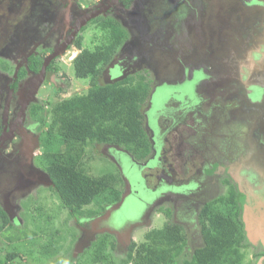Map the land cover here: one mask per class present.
<instances>
[{
	"label": "flooded vegetation",
	"instance_id": "1",
	"mask_svg": "<svg viewBox=\"0 0 264 264\" xmlns=\"http://www.w3.org/2000/svg\"><path fill=\"white\" fill-rule=\"evenodd\" d=\"M89 35L118 40L101 82L122 73L149 80L148 146L139 158L99 144L124 189L101 214L83 217L78 242L107 233L127 251L134 231L152 226L157 206L164 221L182 226L192 251L202 244V212L223 194L234 191L239 203L264 195V0H0V237L29 225L22 199L32 200L28 213L42 212L34 203L52 186L45 162L54 146L43 113L67 86L77 43ZM42 87L48 98H40ZM119 165L132 177L131 192L104 222L98 218L127 192Z\"/></svg>",
	"mask_w": 264,
	"mask_h": 264
},
{
	"label": "trees",
	"instance_id": "2",
	"mask_svg": "<svg viewBox=\"0 0 264 264\" xmlns=\"http://www.w3.org/2000/svg\"><path fill=\"white\" fill-rule=\"evenodd\" d=\"M111 39L109 43L100 41L92 48L82 47L78 41L80 52L72 60V71L79 79L88 78L89 86L84 93L48 103L49 109L43 113L44 117L50 116V129L64 145L62 152L52 153L46 160L52 182L50 189L75 220L91 216L93 212L84 207L97 198L101 197L106 205L117 201L120 195L117 183L123 184L119 174L89 173L85 167L86 147L112 143L139 158L147 153L142 107L150 83L143 75L113 83L101 82V68L110 60L118 43L114 36ZM218 203L225 210L210 206L201 214V246L188 250L187 234L182 226L168 221L160 227L147 228L140 240L131 241L120 264H241L240 251L246 244L241 205L234 191L223 195ZM46 246L49 248L51 244ZM110 247L117 248L115 243H110ZM8 257L17 258L13 253Z\"/></svg>",
	"mask_w": 264,
	"mask_h": 264
},
{
	"label": "rangeland",
	"instance_id": "3",
	"mask_svg": "<svg viewBox=\"0 0 264 264\" xmlns=\"http://www.w3.org/2000/svg\"><path fill=\"white\" fill-rule=\"evenodd\" d=\"M87 37L83 40L84 44H82V46L84 45L85 47L92 48L100 42L99 36H92L93 39L90 35ZM70 66L68 70L69 74L65 82L67 86L62 89L63 91L60 96L56 98L50 96V99H52V101H50L51 103L69 97L75 93H84L89 86V79H79L75 77L72 67ZM46 91L45 87L40 89V98H48V92ZM49 106L46 108L47 110ZM47 117L51 123L50 116L47 115ZM52 134L54 146L48 145L47 149L53 151L52 153L57 151L62 152L64 145L61 138L54 131H52ZM85 152V167L92 175H120L118 167L104 155L103 148L100 145L86 147ZM46 163L47 162H45V166ZM117 186L121 193L124 189L122 183H117ZM37 194L39 199L34 204L42 208L41 213L37 211L31 213V215L27 210L31 205V198L21 200V207L24 208L21 215L24 221L29 224L25 226V232L22 230L11 231L10 233L6 232L7 235L0 237V241L5 243V247L10 251L12 250L13 253H16L15 255L17 258L12 260L11 264H120L121 261L125 259L126 251H122L117 245V248L110 247V243L117 244L110 234L98 233L97 236L88 239L84 244L78 242V239L82 237L79 223L84 226L86 223L88 224V221L83 217L75 220L73 216H70L67 209L62 206L58 195L50 188H41L37 191ZM104 194H106V192ZM105 205L106 202L100 197L94 200L93 203L85 206L84 209L93 212L88 218L96 217L101 214L107 206ZM160 207H163V205ZM214 207L218 210H225L226 208L222 203H217ZM158 208L159 207L156 206L155 211L150 213V217L153 220L151 224L152 228L160 227L168 222L164 221L163 217L156 212ZM241 215L242 208L240 207V216ZM147 228L135 230L133 240H140ZM243 232L246 237L243 243L246 244L241 247L240 253H242L243 256L241 264H264V230L251 231L243 225ZM49 236H51L52 239L49 240ZM46 243H50L51 246L48 248ZM6 253L5 250L0 249V264H10L2 258Z\"/></svg>",
	"mask_w": 264,
	"mask_h": 264
},
{
	"label": "water",
	"instance_id": "4",
	"mask_svg": "<svg viewBox=\"0 0 264 264\" xmlns=\"http://www.w3.org/2000/svg\"><path fill=\"white\" fill-rule=\"evenodd\" d=\"M43 71V70H42ZM41 71V72H42ZM125 76V73H122L121 75H119L118 77L115 78V80H120L122 79L123 77ZM31 80H34L35 83V86H37V84L42 81V73H40L38 76L32 78ZM113 82V81H112ZM34 86V87H35ZM120 170L122 171V176L124 178V182H125V185H126V188H127V192H125L122 197H121V200L110 206L108 208V213L107 215L104 217H101V218H98L99 220L101 219H104V222H106L109 218V215L112 211H117L119 210V208H121L124 204H125V201L126 199L129 197L130 195V192H131V175L128 174V172H124L123 171V168L122 166H120ZM157 199V197H156ZM247 200L248 199H241V208H242V221L244 223V225L246 226L247 229L251 230V231H263L264 230V195L262 197L261 200H258L257 202H251L252 204H249L247 203ZM156 201H152L150 203V205L147 207V209L145 210L144 207L141 208L140 211L143 212V210H145V214H147L149 208H151L154 204H155ZM127 207V206H126ZM98 220V221H99ZM137 219H135L136 221ZM110 220H108L107 222H109ZM133 221H131V224L129 223V225H127L125 227L126 229V233H127V236L129 235L130 231H131V228L133 226L136 225V223H132ZM110 226H112L111 224H109ZM110 226H107L105 228V230L111 232V233H115L117 231H113L110 229ZM255 233V232H254Z\"/></svg>",
	"mask_w": 264,
	"mask_h": 264
},
{
	"label": "bare ground",
	"instance_id": "5",
	"mask_svg": "<svg viewBox=\"0 0 264 264\" xmlns=\"http://www.w3.org/2000/svg\"><path fill=\"white\" fill-rule=\"evenodd\" d=\"M250 197V196H249ZM249 201V200H248ZM248 201H247V203H248ZM251 202H253V201H251ZM249 204H252V203H249Z\"/></svg>",
	"mask_w": 264,
	"mask_h": 264
}]
</instances>
